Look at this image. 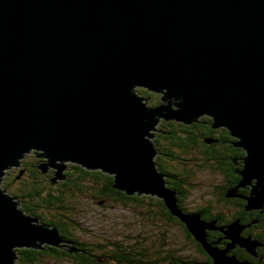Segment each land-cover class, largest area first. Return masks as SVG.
<instances>
[{
  "label": "water",
  "instance_id": "1",
  "mask_svg": "<svg viewBox=\"0 0 264 264\" xmlns=\"http://www.w3.org/2000/svg\"><path fill=\"white\" fill-rule=\"evenodd\" d=\"M139 89L168 105L150 107ZM203 117L246 152L247 209L263 210L264 0H0V264H17V248L63 247L58 228L2 187L31 153L57 181L71 163L114 177L127 195L162 199L215 264H251L231 255L257 256L259 242L242 238L249 226L221 229L231 243L213 247L214 224L180 210L158 169L161 120Z\"/></svg>",
  "mask_w": 264,
  "mask_h": 264
},
{
  "label": "trees",
  "instance_id": "2",
  "mask_svg": "<svg viewBox=\"0 0 264 264\" xmlns=\"http://www.w3.org/2000/svg\"><path fill=\"white\" fill-rule=\"evenodd\" d=\"M166 132L169 133V136H165L161 141H155V144L157 150L169 155L171 160L167 161L166 159V169L161 170V166L159 165H164L161 162L164 160V157L159 158L158 169L167 178L169 188L181 195L179 197L180 210L189 214H197L204 211V208L199 207L193 212H188L184 207L182 197H189L188 193H191L193 189L189 176L182 173L181 168L186 166L193 167L188 163L190 160L194 162L195 166L201 168L202 171L208 168L213 173H220L219 169H221L226 174L227 181L224 182V185L217 188L218 193L216 196L220 204L216 206L217 208L214 209L213 214L220 221L218 227H228L236 221H240L242 225L249 226L246 230V237H253L254 240H252L254 242L258 241L260 243L258 256H253L242 248L235 249L231 255L236 256L242 262L264 264V210L249 212L247 209L248 201L246 199H232L228 197L231 190H238L242 187L243 178L241 179V177L236 176V164L234 160L242 158L240 164L244 165L246 152L236 147L235 143L238 141L230 136L229 131H224L228 151H223L222 145L219 143L215 146L213 152L210 150L209 155H207V162L203 163L204 161L201 160H203L204 156L201 158L193 157L192 155L194 148L198 149V145H196L198 140L189 138V134L183 130V127L178 124H169ZM207 136L210 138L212 135L207 134ZM201 144L204 145L202 147L208 146L206 145L207 143L204 144L202 142ZM210 157L213 161L210 160ZM73 168V171L69 174L70 179L67 181V185L62 183L58 186H53L50 181L45 180L31 167H27L25 174L29 179V183L16 191L14 196H20L29 202H35L40 207H47L51 216L48 214L42 220L51 227L60 229L64 238L70 241L68 245H71V248H68L66 251L52 247H45L47 250H20L17 264H49L48 260H64L70 264H199L194 260L184 262L183 257L178 256L179 251L173 249L174 246L172 247L173 243L171 245V235L169 233L173 226L181 229L187 239L196 246L197 252L204 257V261L201 264H215V261L211 258L205 247L196 240L188 227L171 212L163 200L152 197H139V195L135 197L127 195L115 189L114 177L101 171L90 172L81 166L75 165ZM243 188L240 190V195L249 197L251 190ZM91 190L95 199L100 204L113 202L121 208H127L129 211L136 209L138 212L145 211L143 214L146 220L156 223L158 228L165 231L162 233L161 240L151 242V238L147 237L148 235H145L143 232L137 236L136 241L140 242L135 246H129V241L120 239L113 241L106 239L101 241V243H91L83 240L79 233H85V229L81 228V224L76 219L81 211L74 208L71 204V199L69 201L67 197L76 199L78 193L84 196L88 192H91ZM45 194L49 195L45 196ZM223 207L225 209L235 208L238 211L229 218ZM25 209L35 216L32 212L34 207L27 205ZM209 222L210 220H207L206 223ZM222 237V235L219 237L211 235L208 241L214 242L215 248L226 250L227 245H225V239H222Z\"/></svg>",
  "mask_w": 264,
  "mask_h": 264
},
{
  "label": "rangeland",
  "instance_id": "3",
  "mask_svg": "<svg viewBox=\"0 0 264 264\" xmlns=\"http://www.w3.org/2000/svg\"><path fill=\"white\" fill-rule=\"evenodd\" d=\"M146 97L147 99H149L148 105L149 103L150 104L158 103L155 106L149 105L150 107L158 108L161 105H168L167 102L162 101L164 98V94L161 93L156 94V93L148 92V95L145 96V98ZM204 118L205 117H203L202 119ZM163 121H165L166 123L173 122V121H166L165 119H163ZM174 123H176V121ZM155 133H157L156 130L153 131V135ZM152 141L154 140L152 139ZM32 155L33 153L27 155L22 162L26 160L31 161V159L29 158H31L30 156ZM192 155L193 157H197L194 152H192ZM155 159H157V157ZM44 160L48 161V159H44ZM188 163H190L193 167L186 166L181 168V171L185 175L189 176V179L191 180L190 184L192 186L193 191L190 193L191 197L190 200H188L187 202V204H189L191 208L190 210L193 212L196 208H199L201 205L208 204L209 202H211L212 205L218 206V204L220 203L218 202L219 200L216 196V194L218 193L217 186L224 185L223 182L224 179L218 176L217 173L215 174L209 171L210 169L208 168L205 171H202L201 168L195 166L193 161L189 160ZM66 165L69 167H73V165L75 164L69 163ZM84 169L90 172L99 171V170H89L86 168ZM21 170H22L21 166L12 168L7 173L9 174L7 181H5V179L3 180L2 187L3 189L7 190L10 196L14 195L16 191H18L20 188L23 187V185L25 186L29 183V179L26 177V174H22ZM54 171L57 172V170L55 169ZM67 174H69L68 170L64 172L65 176ZM17 177L18 179L16 180ZM58 181L64 182L65 180H58ZM8 184H10L9 187L10 189L6 188ZM143 196L145 198L147 197L146 195ZM67 198L69 199V201L71 199L72 201L71 204L74 206V208H77L78 211H81L76 219L81 224V228L85 229V233H79L81 238L85 241H89L91 243H101V241L106 239L112 241L115 239H120V240H125L127 242L129 241L130 242L128 243L129 246H135L137 245L138 242H140V241H136V238L137 236H139L141 232H143L145 235L147 234L148 235L147 237L151 238L150 239L151 242H155V240L156 241L161 240L162 233L165 232L160 228H158L156 223L148 222V220H146V217L143 214V212L145 211L138 212L137 209L129 211L127 208H121L120 206H118L116 203L113 202H108V203L104 202V204H100V202L95 199L92 190L91 192H88L84 196L78 193L76 199H73L69 196ZM15 200L17 199L15 198ZM76 200L77 201L81 200L80 202L82 203L80 202L76 203L77 202ZM17 202L19 209L22 210L19 200ZM169 233L171 235L170 237L171 245L173 243L172 247L174 246L173 249L179 251L178 256L179 257L182 256L184 262L186 261L189 262L190 260H194L197 263L201 264V262L204 261V257L197 252L196 246L189 239H187L185 233L182 232L181 229H177L175 226H173V228L169 231ZM63 238L62 239L60 238L62 241L60 243L61 244L60 246L65 245V241L63 240ZM209 243L214 246V242H209ZM16 250L20 251L24 249L17 248ZM41 250H47V248ZM17 258H19V254L17 255ZM48 262L49 264H70L64 260H59V261L48 260Z\"/></svg>",
  "mask_w": 264,
  "mask_h": 264
},
{
  "label": "flooded vegetation",
  "instance_id": "4",
  "mask_svg": "<svg viewBox=\"0 0 264 264\" xmlns=\"http://www.w3.org/2000/svg\"><path fill=\"white\" fill-rule=\"evenodd\" d=\"M139 92H140L141 96H143V97H145V96L148 95V91L145 90V89H141V90H139ZM156 104H158V103H154V104L153 103H151V104L149 103L150 106H155ZM174 122L175 121L170 122V123H166L165 121L161 120V122L159 123L158 128H157V133H155L153 135V140H154L153 142H154V144H155V141H157V142H158V140L161 141V140H163L165 138V136H167V135L169 136V133L166 132V128L168 127L169 124H173V125L178 124L179 126L183 127V130H185L189 134V138H191V139H194L195 138V139L198 140V142L196 143V145H198V147H197L198 149L194 148L193 152L196 154L197 157L203 158L202 156H204L203 160H201V161L207 162V155H209L210 150H212L211 152H213V150L215 149V146L217 144H219V143L222 145V150L223 151H228V149H227L228 147L226 146V138L224 136V131H228V130L225 129V128H223V127H221V128H215L214 127V124H213V121H212L211 118H209V117H205L204 119L201 118L198 123H195L196 125L195 124L187 125V124H183V123H180V122H177V121H176V123H174ZM192 125H195V126H192ZM207 134L212 135V136L209 138L207 136ZM202 142L204 144L207 143L206 145H208V146L202 147V146H204L203 144H201ZM236 144L237 143H235V145ZM155 146H156V144H155ZM236 147L239 148V149H242V148L238 147L237 145H236ZM36 156L37 155L35 153H33V155L30 156L31 158H29V159H31V161L26 160V161L22 162V164L20 165L21 166V169H22L21 170L22 171V174H25L26 173L27 167H31L33 170H35L37 172V174L41 175L45 180L50 181V183L53 186H58V185H60L62 183H64V184L67 185V181H69L68 180L69 179V174L73 171V169H74L73 167L75 165H73V167H69L68 166V169L67 170L69 171V174L66 175V179H65L64 182H59V181L55 180L56 171H54V169H51L54 166L50 165L48 163V161H45L44 159L39 158L38 156L36 157ZM163 157H164V160L161 161V162L164 165H159L158 164L159 158L161 159ZM166 159H167V161L171 160V158H169V155H166V154L162 153L159 150L156 161H157V164L159 166H161V170H165L166 169V166H167L166 165V163H167ZM210 160L213 161V159L211 157H210ZM240 160H242V158L241 159H235L234 160L235 161V164H236L235 174H236L237 177H241V179H242V176H241L240 172L244 170L245 164L244 165L243 164H240ZM46 164H48V168H45L44 171L42 170L43 172L41 171L42 172L41 173L39 170L41 169L42 166H44ZM40 165H42V166H40ZM219 171H220V173L219 172L218 173L215 172V174L217 173L218 176L222 177L224 179L223 182L227 181L226 174H224L221 171V169H219ZM8 176H9V174H7V176L5 177V181H7ZM17 179H18V177L16 178V180ZM57 182H59V183H57ZM167 186L169 187V182L167 183ZM6 187H8V189H10L9 188L10 187V184H8V186H6ZM23 187H24V185H23ZM242 188L243 187H241V188H239L237 190V197L232 198V199H245L246 198V197H243L242 195H240V190ZM251 188H252L251 186H248V187H244L243 189H250L251 190ZM231 191H233V190H231ZM46 195H49V194H45V196ZM188 195H189V197L188 196H183L182 197V202L184 203V207L187 209V211L188 212H192L190 210L191 208H190L189 204H187L189 198L191 197V194L188 193ZM12 196L15 197L17 199V201L19 200L20 205H21V209L24 212H26L27 215L39 219L40 224L50 226L49 224L45 223L42 220V218L48 216L49 211H48V208L47 207H40V206L37 205V203H35V202H29L28 200H25V198L20 197V196H16V195L15 196L12 195ZM132 196L135 197L136 195H132ZM180 196H181L180 194H177L179 208H181L180 201H179V199H180L179 197ZM139 197H144V196H139ZM147 197H152V198H155V199H159V198L153 197V196H147ZM159 200H162V199H159ZM27 205H30V206L34 207V210L32 212H33V214L35 216H33L32 214H30L31 212L29 210H26L25 209V207ZM200 208H204V211L202 213H197V214H199L202 217V221L207 222V220L208 221L210 220L209 224H214V227L217 229V230H209V231H207V238H209L211 235L212 236H218V237L220 235H222L223 236L222 239L224 238L225 239V242H226L225 245L230 244L231 241H229L227 239L226 234L223 231H221V229H223L224 231H227L228 230V227L231 226L232 224L229 225L228 227L227 226H225V227H218V224H219L220 221L218 219H216L215 218L216 215L213 214L214 209H216L217 207L215 205H212L211 202H209L208 204L201 205ZM223 209H224V211L226 212V214H227V216L229 218H231V216L235 215V213L238 211V209H235V208L225 209V207H223ZM27 211H29V212H27ZM260 211H262V210H260ZM205 212H207V214H205ZM249 212H254V211H249ZM184 213L189 214L187 212H184ZM236 222H240V221H236ZM236 222H234V223H236ZM240 224H241V222H240ZM243 226H245V225H243ZM246 230L242 233V238H247L246 237ZM62 236L64 237V235H62ZM248 238L253 239V237H248ZM64 240H65V245L63 246V248H57V249H61V250L66 251L68 248H71V245H68V242L70 243V241L66 240L65 238H64ZM208 243H209V241H208ZM219 243H221V242H219ZM238 248H241V247H238ZM257 256H258V250H257Z\"/></svg>",
  "mask_w": 264,
  "mask_h": 264
}]
</instances>
